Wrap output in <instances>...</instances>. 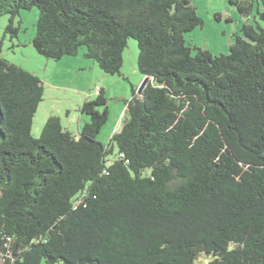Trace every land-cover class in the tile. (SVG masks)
Returning a JSON list of instances; mask_svg holds the SVG:
<instances>
[{"label":"trees","instance_id":"1","mask_svg":"<svg viewBox=\"0 0 264 264\" xmlns=\"http://www.w3.org/2000/svg\"><path fill=\"white\" fill-rule=\"evenodd\" d=\"M254 0H229L248 17ZM257 11L264 21V0ZM38 9L35 50L119 74L129 38L150 79L107 145L100 88L73 134L43 85L0 55V264H264V29L245 22L226 54L186 44L191 0H0L5 33ZM194 50V53H193ZM102 110H99V108ZM109 155H115L108 160Z\"/></svg>","mask_w":264,"mask_h":264},{"label":"rangeland","instance_id":"2","mask_svg":"<svg viewBox=\"0 0 264 264\" xmlns=\"http://www.w3.org/2000/svg\"><path fill=\"white\" fill-rule=\"evenodd\" d=\"M191 4L201 19L200 25L184 34L186 44L191 47L207 49L215 55L226 54L234 36L241 34V27L245 22H258L264 29V21L257 14L261 4L256 0L253 1L248 17L241 15L229 0H191ZM8 19V14L0 15V55L35 74L43 85V99L32 120V136H39L45 117L49 114L59 116L62 127L77 134L85 123L84 118L87 117L88 120L87 114L80 111L81 91L84 90L90 98H95L93 90L99 87L107 98L108 118L97 134V139L107 145L112 134L122 125L126 102L133 95L132 89L137 91L144 78L137 66V41L133 38L127 40L122 51L120 75L107 74L90 58L78 56V60L73 63L63 64L65 60H53L39 54L32 44L38 19L37 7L20 10L13 23L18 27L16 35L4 32ZM84 49L81 47L79 53ZM114 156L109 155L107 159L110 161ZM208 259L200 255L195 264H206Z\"/></svg>","mask_w":264,"mask_h":264},{"label":"crops","instance_id":"3","mask_svg":"<svg viewBox=\"0 0 264 264\" xmlns=\"http://www.w3.org/2000/svg\"><path fill=\"white\" fill-rule=\"evenodd\" d=\"M83 52L84 51H81V53H79L80 55H75V56H63V57H61L59 60H65V61H63L64 63L63 64H70V63H73V61L74 60H78L77 58H79L78 56H83ZM84 57V56H83ZM58 62H62V61H58ZM79 64L81 65V61H79ZM80 69H82V68H80ZM90 98L85 92H84V90H82L81 91V97H80V99H81V103L85 100V98ZM90 99H92V98H90ZM77 103H78V101H76ZM79 104V103H78ZM50 116H54L53 114H49V115H47L46 117H45V120L48 118V117H50ZM57 117H59V116H57ZM60 118V117H59ZM44 120V121H45ZM83 121H87V117H85L84 118V120Z\"/></svg>","mask_w":264,"mask_h":264},{"label":"water","instance_id":"4","mask_svg":"<svg viewBox=\"0 0 264 264\" xmlns=\"http://www.w3.org/2000/svg\"><path fill=\"white\" fill-rule=\"evenodd\" d=\"M149 79H150V78H149L148 76H144V78H143L141 84L139 85V87H138V89H137V94H138V95H141L142 90H143V88L145 87V85L147 84V82H148Z\"/></svg>","mask_w":264,"mask_h":264},{"label":"built area","instance_id":"5","mask_svg":"<svg viewBox=\"0 0 264 264\" xmlns=\"http://www.w3.org/2000/svg\"><path fill=\"white\" fill-rule=\"evenodd\" d=\"M100 91V88L99 87H96L94 90H93V94H98Z\"/></svg>","mask_w":264,"mask_h":264}]
</instances>
